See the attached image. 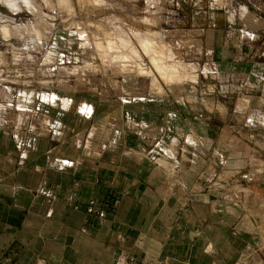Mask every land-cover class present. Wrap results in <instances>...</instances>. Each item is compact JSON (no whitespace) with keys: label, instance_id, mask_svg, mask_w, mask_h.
I'll list each match as a JSON object with an SVG mask.
<instances>
[{"label":"crops","instance_id":"0c3cea01","mask_svg":"<svg viewBox=\"0 0 264 264\" xmlns=\"http://www.w3.org/2000/svg\"><path fill=\"white\" fill-rule=\"evenodd\" d=\"M193 16L208 60L241 88L237 118L252 122L251 139L231 138L223 116L230 169L195 118L204 156L177 145L168 170L145 133L109 124L85 143L0 109V264H264V0H210Z\"/></svg>","mask_w":264,"mask_h":264},{"label":"rangeland","instance_id":"374dc122","mask_svg":"<svg viewBox=\"0 0 264 264\" xmlns=\"http://www.w3.org/2000/svg\"><path fill=\"white\" fill-rule=\"evenodd\" d=\"M209 5L210 0H0L4 119L20 117L33 122L31 131L82 137L85 143L92 136L102 143L112 124L121 132L145 133L148 150L170 170L177 145L190 144L197 157L209 146L196 140L204 128L189 129L187 122L195 118L218 141L210 146L219 148L225 163L216 167L230 169L229 145L218 140L223 116L228 137L251 139L253 127L250 117L243 123L237 118L242 113L234 111L241 107L237 80L223 75L227 64L208 60L206 34L193 24L194 12ZM164 68L167 76L160 79ZM115 139L121 142V133Z\"/></svg>","mask_w":264,"mask_h":264},{"label":"bare ground","instance_id":"6f19581e","mask_svg":"<svg viewBox=\"0 0 264 264\" xmlns=\"http://www.w3.org/2000/svg\"><path fill=\"white\" fill-rule=\"evenodd\" d=\"M119 36H120V35H119ZM122 38H123V36H122ZM141 40H142V39H141ZM148 40H149V39H148ZM142 41H143V40H142ZM144 41H146V40H144ZM128 42H129V41H128ZM110 45H112V44H110ZM143 45H144V44H143ZM145 45H146V44H145ZM148 45H149V44H148ZM119 48H120V47H119ZM145 49H146V48H145ZM147 49H150L149 46L147 47ZM148 51H149V50H148ZM126 54H127V53H126ZM130 55H131V54H130ZM124 56H125V54H124ZM126 56H127V55H126ZM112 57H114V56H112ZM132 57H133V56H132ZM127 58H128V57H127ZM155 59H156V58H155ZM152 61H153V60H152ZM156 61H157V60H156ZM156 61H155V62H156ZM161 61H162V60H161ZM137 62H138V61H137ZM153 62H154V61H153ZM153 62H152V63H153ZM155 62H154V63H155ZM159 62H160V61L158 60L157 63L159 64ZM138 64H139V63H138ZM161 64H162V62H161ZM154 65H155V64H154ZM149 67H150V66H149ZM155 67H156V68H157V67L159 68L158 65L155 66ZM163 67H165V66H163ZM161 68H162V67H161ZM161 68H160V69H161ZM169 68H170V67H169ZM160 69H159V71H160V76H161L163 73H165V68H164V72H163V70H160ZM162 69H163V68H162ZM156 70H157V69H156ZM166 70H168V72L170 71V70L167 68V66H166ZM149 71H150V70H149ZM159 71H158V72H159ZM161 71H162V73H161ZM146 73H147V72H146ZM152 73H153V72H152ZM148 74H149V73H148ZM167 74H168V73H167ZM156 75H157V74H156ZM173 75H174V74H173ZM175 75H176V74H175ZM163 76H164V75H163ZM165 76H167L166 73H165ZM165 76H164V78H165ZM171 77H172V76H171ZM158 78H160V77H158ZM162 78H163V77L161 76L160 79H162ZM168 78H170V77L168 76ZM168 78H166V79H168ZM172 78H174V76H173ZM155 79H156V77H155ZM158 80H159V79H158ZM156 83H157V82H156Z\"/></svg>","mask_w":264,"mask_h":264},{"label":"built area","instance_id":"2783aa9c","mask_svg":"<svg viewBox=\"0 0 264 264\" xmlns=\"http://www.w3.org/2000/svg\"><path fill=\"white\" fill-rule=\"evenodd\" d=\"M32 128H34V127L32 126ZM114 197H115V194H114V195H113V197H112V198H113V201L115 200V198H114ZM244 202H245V201H244ZM244 202H242V203H244Z\"/></svg>","mask_w":264,"mask_h":264}]
</instances>
